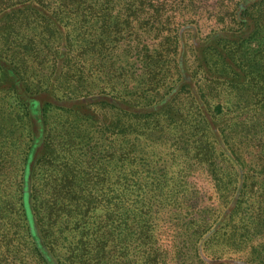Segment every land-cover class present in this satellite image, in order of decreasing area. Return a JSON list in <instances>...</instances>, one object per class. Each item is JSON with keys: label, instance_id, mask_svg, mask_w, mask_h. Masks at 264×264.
<instances>
[{"label": "trees", "instance_id": "obj_1", "mask_svg": "<svg viewBox=\"0 0 264 264\" xmlns=\"http://www.w3.org/2000/svg\"><path fill=\"white\" fill-rule=\"evenodd\" d=\"M193 3L0 0V71L12 83L0 95H16L28 130L18 235L31 264H98L116 251L123 264H168L172 251V264H264V186L253 193L238 153L243 137L264 139V68L242 65L237 49L264 0L209 34L195 12L180 18ZM11 241L0 233V264H25Z\"/></svg>", "mask_w": 264, "mask_h": 264}, {"label": "rangeland", "instance_id": "obj_2", "mask_svg": "<svg viewBox=\"0 0 264 264\" xmlns=\"http://www.w3.org/2000/svg\"><path fill=\"white\" fill-rule=\"evenodd\" d=\"M245 2H251V0H194V3L188 9L180 12V15L184 14L180 18L189 17L191 12H195L196 17L193 16V19H196L199 24H202L207 29L204 32L205 34H209L211 28L217 29L226 24V22L222 24L221 22L228 21L227 17H232L236 11L238 19L239 7ZM261 19V25L253 33L242 34V31L238 32L242 35L238 37V39H242V42L237 46L238 56L242 61V65H249L257 60L258 65L264 68V4ZM206 42H210L209 38L206 39ZM9 84L12 83L0 71V89L6 90ZM238 97L240 101L246 104H252L255 101L254 93H252L250 87H242L238 91ZM0 108H7V111L3 113L0 119V233L8 231L12 239L11 245L16 246L22 261L25 264H31L33 261L29 257H32V247L29 244V240L27 237L20 240L18 235L20 230L21 236L24 235L23 231H25V228L23 229L18 225L20 224L19 183L20 171L23 168L22 160L25 153L24 140L28 130L27 125L24 123L25 119L24 117L22 118L23 106L13 92L0 95ZM259 111L262 117L264 115L262 108ZM258 128L264 132V125ZM263 140L259 137H252L249 142L243 137L241 139L240 152H238L248 178L247 184L254 183L255 185L253 193H256L259 185L264 186V181L259 175V171L264 169ZM206 175L207 173L203 172L199 167L194 169L196 188L201 187L203 191L208 189L209 181L206 179ZM247 190H250V187H247ZM203 206H208V204L201 202V207ZM186 211L187 208L182 206L180 214L186 213ZM169 234V239L174 244H183L182 229L173 227L172 232L170 229ZM172 254L173 251L167 260L168 264H172ZM125 259H128L127 256H123L116 251L110 257L102 259L98 264H123ZM189 259L187 255L186 260L189 261Z\"/></svg>", "mask_w": 264, "mask_h": 264}]
</instances>
